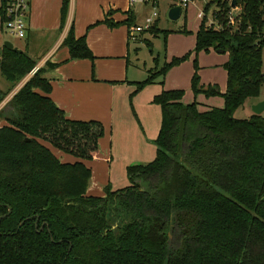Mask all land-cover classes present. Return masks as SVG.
Segmentation results:
<instances>
[{"label":"trees","instance_id":"trees-1","mask_svg":"<svg viewBox=\"0 0 264 264\" xmlns=\"http://www.w3.org/2000/svg\"><path fill=\"white\" fill-rule=\"evenodd\" d=\"M231 2L203 6L193 50L229 54L225 91L200 84L195 71L192 102H182V89L154 95L161 110L155 157L126 167L128 186L112 190L107 184L103 196L87 195L90 169L81 161L61 162L42 143L92 160L104 133L101 122L70 119L51 100L45 72L53 64L39 67L16 91L0 112L7 122L0 126V216L11 209L0 221V264H264V118L252 112L234 117L259 101L264 82V0H236L235 28L227 23ZM68 3L62 0V24ZM212 3L217 28L207 24ZM157 21L146 31L166 35ZM100 22L119 24L107 17ZM132 22L128 13L122 23L129 28ZM3 42L0 74L9 86L0 89V103L36 67L26 51ZM62 44L70 59L94 58L72 24ZM189 54L148 71L129 98L162 84ZM199 94L221 97L223 105L200 111Z\"/></svg>","mask_w":264,"mask_h":264},{"label":"crops","instance_id":"crops-1","mask_svg":"<svg viewBox=\"0 0 264 264\" xmlns=\"http://www.w3.org/2000/svg\"><path fill=\"white\" fill-rule=\"evenodd\" d=\"M172 1L171 7L176 5V1ZM128 4L120 7L118 0H69L67 13L62 24V0H30L23 44L19 46L13 43L36 60L37 68L44 67L45 63L53 64V67H49L45 72V76L51 84L48 95L68 118L79 121L94 120L102 123L104 133L98 140L99 152L92 160H83L74 156L70 159L69 154L52 147L49 143L47 145L46 142H42L57 158L60 154H66H63L64 157L62 156L61 160L63 161L59 158L61 162L74 163L81 161L90 169V184L86 191V194L90 196H103V187L107 184L111 185L112 190L122 188L114 186V182L110 180V175L107 174V167L111 168L114 159L122 162L123 166L126 165L127 167L150 162V159L155 157L156 152L153 140L160 128L161 110L159 126H157L155 134H151L150 138L147 136L151 140L150 142L141 135V141L137 136L134 145H122L127 157L123 156L119 144V135L123 136L122 129L119 127L124 122L121 117L127 112L134 113L129 103L127 105L126 99H129L128 96L135 90L133 83L139 81L129 75V41L132 40L130 39L129 30L131 27L128 28L122 22L127 18L128 13H131L132 23H134L131 26L142 24L135 22L137 17H135L130 7L133 4ZM118 10L123 12L119 13ZM190 12L193 11L190 10ZM105 17L119 24L110 28L105 23L100 22ZM71 24L75 37L85 36L86 45L94 57L93 60L69 58L68 49L62 43ZM212 50L210 48L207 52ZM30 76L31 74H28L22 79L2 100L0 112L5 113L7 103L11 97ZM208 84L217 83L203 82L202 85ZM8 86L9 84L1 85L0 89L5 90ZM144 88L137 92L136 96L142 94ZM219 88L221 92H224L226 81L225 85L219 86ZM164 89H181V87L177 83H173V86ZM153 91L150 92L151 94L146 95V100H142V102L134 101L133 105L136 108V113H141V115L143 113H157V109L152 107V98L159 92L158 90ZM184 96L182 102L184 104L190 103L191 100H186V96ZM192 96L193 101L194 95ZM195 99L198 103L197 108L200 111L223 105L221 97L206 98L204 95L199 94ZM262 99L264 98L259 97V100ZM128 106L130 109H128ZM158 108L160 109L159 106ZM3 125H7V122L2 116L0 126ZM52 148L58 150L59 153L56 154ZM98 166H101V170L98 169ZM101 173H103L102 176Z\"/></svg>","mask_w":264,"mask_h":264},{"label":"rangeland","instance_id":"rangeland-1","mask_svg":"<svg viewBox=\"0 0 264 264\" xmlns=\"http://www.w3.org/2000/svg\"><path fill=\"white\" fill-rule=\"evenodd\" d=\"M210 1L211 0H195L193 4L190 5L191 8L188 7L186 11L183 12L176 20H171L168 17V11L173 3L172 0H146L143 4L134 3L130 6L135 17H137L135 22L141 23L142 25H144L145 16L147 14L150 15L151 12L155 10L158 13V17L156 18L158 19V27L167 31L166 35L159 33L154 36L146 31L150 28L148 27L138 32L135 35V39L129 41L130 77L141 81L146 78L148 71L155 73L157 67H160L164 62L171 60L173 57L182 56L186 53L190 54L186 60L168 70L162 84L159 83V81L148 84L145 86L142 94L136 96V93L132 95L131 98L126 99L127 105L129 103V106L133 108L134 113L127 112L121 117L124 122L122 125H119V127L122 129L123 136L121 134L119 135V144L123 156L127 157V153L122 149V145H134L137 136L139 141L142 139L141 135L145 137V140L146 138L148 139L147 136L150 138V135L155 134L157 126H159L160 109L158 106L152 104V107L157 109V113H143V115H141V113H136V108H134L133 105L135 100L142 102V100H146V95L151 94L153 90H158V92H160L161 90H166L164 88L173 86V83H177L184 91L186 96H184L185 99L188 101L191 100L192 102L193 93L191 92V78L195 71L199 75L200 84H203V82H216L218 86L225 85L227 73L224 69V64L229 61V54L227 52L216 53L217 51L213 49L209 52L199 51L195 55L193 51L195 33L200 23V19L196 16V14L198 10L202 9L203 11V6ZM128 3L130 4L129 0H118L120 7ZM214 9L215 4L212 3L209 11L207 12V23L209 20L214 21L212 15ZM190 10L193 12L191 13ZM118 12L121 13L123 11L118 10ZM132 24L134 23H131L130 27H132ZM0 38L2 41H10L19 46H22L24 40V38H17L8 32L1 31V27ZM194 60H196V64L198 66L197 69L194 66ZM262 71L264 72V47L262 49ZM6 84H8V82L0 74V86ZM187 94L189 95L187 96ZM259 97L264 98V82L261 86ZM129 106L128 109H130ZM250 107V102H248L246 106L235 112L234 117H247L251 113ZM261 115L264 118V111H262ZM150 141L151 140H149V142ZM52 149L56 152V154L59 153L58 150H55L54 148ZM114 151L116 152V150ZM63 154H60L58 157L60 160L62 159ZM68 156L71 157L70 159L73 158L70 154ZM152 156L154 157V155ZM152 159H150V161ZM125 167L126 165L123 166V163L117 161L116 159H114L113 164H111V168L107 167V174L108 176L110 175V180L114 182V186L125 187L130 184L126 175ZM98 169L101 170V166H98ZM100 175L102 176L103 173Z\"/></svg>","mask_w":264,"mask_h":264},{"label":"built area","instance_id":"built-area-1","mask_svg":"<svg viewBox=\"0 0 264 264\" xmlns=\"http://www.w3.org/2000/svg\"><path fill=\"white\" fill-rule=\"evenodd\" d=\"M131 4H143L146 0H129ZM176 5L180 6L182 12L185 11L194 0H175ZM30 0H0V27L1 31L8 32L17 38H24L27 27V17L29 15ZM235 11V13H234ZM239 13L238 7H232L228 13V24L230 27L235 28L238 24L236 19ZM204 16L202 9L198 10L197 17L201 19ZM158 17V13L153 10L150 15L144 19V25H134L130 28V39H135V35L150 27ZM208 25L218 27L217 23L209 20ZM38 68L35 67L30 74L32 75Z\"/></svg>","mask_w":264,"mask_h":264},{"label":"water","instance_id":"water-1","mask_svg":"<svg viewBox=\"0 0 264 264\" xmlns=\"http://www.w3.org/2000/svg\"><path fill=\"white\" fill-rule=\"evenodd\" d=\"M231 6L235 7L236 6V0H232L231 2ZM182 12V9L180 6L175 5L173 7H171L168 11V17L171 20H176L180 17ZM3 45L5 46V48L7 49H11L14 50L16 52H22L21 49H19L18 47H16L12 42L10 41H4ZM218 53H223L222 50H216ZM251 112L257 115H260L262 113V111H264V99L257 101L256 103H253L251 105ZM11 212L10 207H8V211L6 214L1 215L0 216V221L5 218L6 216H8ZM23 221L19 224L18 228L22 225ZM43 225H41L40 228H42ZM35 227H37V220L35 221ZM171 238H172V226L170 227L169 231H168V243L170 244L171 242Z\"/></svg>","mask_w":264,"mask_h":264}]
</instances>
